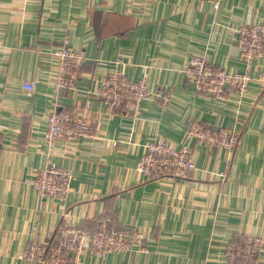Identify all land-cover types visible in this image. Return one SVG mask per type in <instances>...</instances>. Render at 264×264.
<instances>
[{
  "label": "crops",
  "instance_id": "1",
  "mask_svg": "<svg viewBox=\"0 0 264 264\" xmlns=\"http://www.w3.org/2000/svg\"><path fill=\"white\" fill-rule=\"evenodd\" d=\"M214 1L0 0V264H30L22 254L33 240L49 246L63 219L94 231L99 215L142 230L144 244L82 264H225L227 246L246 236L263 238L264 264V55L248 89L225 98L198 90L185 72L195 55L243 70L237 28L264 24V0ZM66 39L85 57L80 90L56 85V51ZM119 58L131 79L169 93L168 105L147 98L135 115L92 97L84 109L81 92ZM30 80L38 81L32 92L23 86ZM54 108L83 113L96 135L50 147L44 135ZM193 120L235 126L238 146L192 143L198 168L187 176L152 180L139 171L149 142L179 146ZM51 162L72 172L64 201L27 182Z\"/></svg>",
  "mask_w": 264,
  "mask_h": 264
},
{
  "label": "built area",
  "instance_id": "2",
  "mask_svg": "<svg viewBox=\"0 0 264 264\" xmlns=\"http://www.w3.org/2000/svg\"><path fill=\"white\" fill-rule=\"evenodd\" d=\"M220 5L214 1L215 8ZM239 50L244 59L241 71H229L212 64L206 56H192L185 67L188 77L192 78L198 90L225 98L227 92L234 90L243 93L254 79L252 70L257 60L264 55V24H242L237 28ZM56 54L60 67L55 81L59 89H79V69L85 60L84 55L76 51L66 39L59 46ZM107 63V62H102ZM121 58L114 60L99 82L92 84L81 93L85 96L84 109L91 106V98H100L107 106L114 109L124 107L131 113L141 112L143 101L157 97L163 107L170 101V94L153 91L146 77L131 79L122 67ZM37 80L25 81L23 86L34 91ZM49 124L44 138L50 147L57 142L77 143L82 138L96 135L94 124L83 114L66 108H54L48 115ZM240 132L235 126L211 125L193 120L186 131L184 142L173 146L165 140L151 141L146 152L140 157L138 169L152 180H159L166 175L178 177L198 168L193 158L192 143L213 144L233 151L239 143ZM224 175V173H221ZM72 172L69 168L57 163H48L39 168L35 176L28 178L39 196H50L64 201L71 188ZM96 230L89 231L83 223L63 219L53 236L54 246L41 244L33 240L29 249L22 256L30 264H82L87 255H105L118 249L141 248L146 235L142 230H128L117 227L112 216L99 215L93 218ZM263 244L260 236H246L238 242L227 246L225 264H260L257 254ZM201 264H218L215 261H204Z\"/></svg>",
  "mask_w": 264,
  "mask_h": 264
},
{
  "label": "trees",
  "instance_id": "3",
  "mask_svg": "<svg viewBox=\"0 0 264 264\" xmlns=\"http://www.w3.org/2000/svg\"><path fill=\"white\" fill-rule=\"evenodd\" d=\"M97 30H98V28H97ZM105 36H106V34H102V33H100V31L98 30V37H99V38H102V37H105ZM82 66H83V65H82ZM82 66H81V69L83 68ZM117 108H118V109L121 108L120 110H124V109H125L124 107H123V108H122V107H117ZM127 111H129V110L127 109ZM107 216H110V215H107ZM115 224H116V223H115ZM86 225H87V224H86ZM86 227H87V226H86ZM117 227H119V226H117ZM87 229H88V228H87ZM54 244H55V243H54V240L52 239L51 245L54 246Z\"/></svg>",
  "mask_w": 264,
  "mask_h": 264
}]
</instances>
